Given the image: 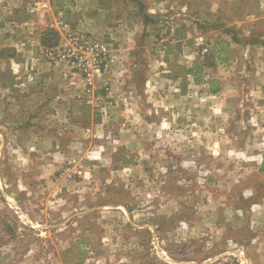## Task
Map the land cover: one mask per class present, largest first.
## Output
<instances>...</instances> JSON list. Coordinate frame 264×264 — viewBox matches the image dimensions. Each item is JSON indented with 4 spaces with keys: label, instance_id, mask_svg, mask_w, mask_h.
<instances>
[{
    "label": "rangeland",
    "instance_id": "374dc122",
    "mask_svg": "<svg viewBox=\"0 0 264 264\" xmlns=\"http://www.w3.org/2000/svg\"><path fill=\"white\" fill-rule=\"evenodd\" d=\"M61 24L128 46L126 86L108 124L0 133V264H264V0H0V79L71 77Z\"/></svg>",
    "mask_w": 264,
    "mask_h": 264
},
{
    "label": "crops",
    "instance_id": "0c3cea01",
    "mask_svg": "<svg viewBox=\"0 0 264 264\" xmlns=\"http://www.w3.org/2000/svg\"><path fill=\"white\" fill-rule=\"evenodd\" d=\"M38 45L41 47L39 43ZM14 51L18 53L19 49L15 47ZM113 51L117 61L109 68V72L95 79V85L101 88L103 81H109L110 87L114 84V90L117 92L115 93L116 99L120 100L119 94L125 88L127 81L128 68L125 58L129 53V47L119 46V49H113ZM63 86H67L68 89H66L67 87L61 89ZM97 93L101 95L102 102L96 106L86 104L82 84L77 76L67 77L63 80H33L32 82L22 79H0V128L2 130L0 133L14 132L26 135L42 132L60 133V131L77 133L84 127L95 126L98 123L95 120L98 115L102 116L105 119L104 122L108 124L112 121L111 104H109L112 100L108 97L109 93L102 90H98ZM66 117L69 119L68 124H59L61 121L65 122L63 120ZM57 128L59 130H56ZM51 140L48 141L47 136H39L33 140L34 145L25 141V146L40 150L49 145V149L53 152H50L49 155L56 160L57 151L54 149L58 147V144L56 140ZM65 146L69 148L68 145ZM42 154H37L39 162H42ZM53 164L55 163H51L49 159L48 162L46 161L47 166Z\"/></svg>",
    "mask_w": 264,
    "mask_h": 264
},
{
    "label": "built area",
    "instance_id": "2783aa9c",
    "mask_svg": "<svg viewBox=\"0 0 264 264\" xmlns=\"http://www.w3.org/2000/svg\"><path fill=\"white\" fill-rule=\"evenodd\" d=\"M60 28L64 34H60L57 46L45 51V56L61 66L66 74L79 78L86 104L101 103L102 97L97 92L102 90L109 93L110 84L105 80L98 88L95 79L109 72V68L117 61L112 47L87 35L72 33L66 24H61ZM201 51L205 54L208 50L201 46Z\"/></svg>",
    "mask_w": 264,
    "mask_h": 264
},
{
    "label": "trees",
    "instance_id": "16d2710c",
    "mask_svg": "<svg viewBox=\"0 0 264 264\" xmlns=\"http://www.w3.org/2000/svg\"><path fill=\"white\" fill-rule=\"evenodd\" d=\"M59 39H60V36L57 31H55L52 28H46L41 33V38H40L41 46L44 48L55 47L59 43ZM4 51H7V50L5 49V50H2L1 52H4ZM11 51L15 53L14 49H12Z\"/></svg>",
    "mask_w": 264,
    "mask_h": 264
}]
</instances>
